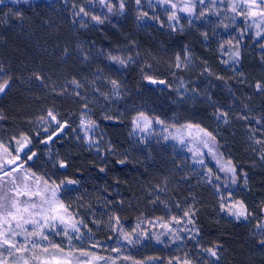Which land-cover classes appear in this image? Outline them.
Returning <instances> with one entry per match:
<instances>
[{"label": "trees", "instance_id": "obj_1", "mask_svg": "<svg viewBox=\"0 0 264 264\" xmlns=\"http://www.w3.org/2000/svg\"><path fill=\"white\" fill-rule=\"evenodd\" d=\"M48 3L6 4L37 10ZM101 5L106 20L95 26L61 14L48 23V41L35 28L48 55L21 41L0 52L9 63L5 79L11 78L0 96V140L26 136L29 169L53 171L66 184L62 198L83 225L80 242L106 241L112 231L134 255L170 245L189 264H264V50L218 45L220 35L232 34L230 21L216 38L213 21L158 35L131 20L123 27ZM127 48L131 54L122 57ZM175 58L192 66L176 68ZM48 110L58 123L44 136L34 127ZM140 113L211 133L226 169L235 172L134 138ZM241 204L246 218L234 215Z\"/></svg>", "mask_w": 264, "mask_h": 264}, {"label": "rangeland", "instance_id": "obj_2", "mask_svg": "<svg viewBox=\"0 0 264 264\" xmlns=\"http://www.w3.org/2000/svg\"><path fill=\"white\" fill-rule=\"evenodd\" d=\"M8 2H14V0H3V3H0V52L6 49L7 51L15 50L12 45L21 41L35 46L36 52L48 55V47L41 49L37 45L38 42L36 43L33 37L36 33L34 31L36 28L37 34L41 33L48 41L53 34L48 23L55 21L56 17L61 14H67L75 24H92L93 26L100 24L92 19L93 16L99 17L103 22L106 20L101 0H27V2H49L37 10L14 8L12 5H7ZM17 2H24V0H17ZM121 2L124 4L123 9L120 8ZM104 4L111 7V10L117 14L123 27H128V22L131 20L137 23L141 30L150 28L158 35L159 33L175 34L190 30L195 24L207 26L204 22L213 21L217 23L214 24L216 28H213V35L216 38L215 34L220 29L221 23L230 21L236 26L228 37L220 35L219 41L217 40L218 45L222 47L229 45L230 42H236L238 46H246L256 51L264 50V15H261L264 13V4H261L260 0H256L255 6L251 5L250 0H203V2L201 0H140L139 4L136 0H106ZM185 6L191 7L193 11L191 13L182 11ZM81 8L84 12L80 11ZM253 12L256 15H252ZM170 16L175 18L170 20ZM234 47H236L235 44ZM101 49L114 53L110 50L106 51L103 47ZM129 49L121 51L122 57L124 53H130ZM77 51L82 52V49H77ZM3 58L0 53V78L5 79L9 71V63ZM184 59L181 61L175 58L172 64L176 68L178 65L180 67L192 66V63L186 60L187 58ZM49 83L51 81L47 82ZM49 111L51 110L46 111L34 127V131H40L44 136H49L58 123L55 113L51 111L56 118L53 120L48 115ZM140 114L133 119L134 138L146 139L153 144H167L178 152L184 153V156L192 162L202 163L205 158H209L221 169H226V165L218 154L214 139L205 135L208 132L201 127L169 125L160 123L158 119L146 113H143V117ZM90 134H92L91 130ZM18 140L17 138L0 140V145H3L0 147V165H3V171H0V196H6V202L9 204L13 200L19 202L21 207L35 203L38 207L31 211L39 212L42 199L41 196L33 195V193L40 192L42 196L50 198L51 191L56 190L57 200L64 205V209L57 213H46V215L49 217L62 216L63 222L59 219H49L43 229L36 228L33 224L17 228L16 221L9 218L8 223L0 224V232L4 233V236H0V264H57V261L66 262V264H185L186 260L182 252L170 245H166L163 252L145 247L139 255H134L125 246L122 235L114 239L115 235L111 233L112 231L106 241L89 236L88 239L80 242L83 225L79 222L76 213L68 208L62 198L66 184L57 181L53 171L41 175L30 170L29 162L23 155L30 142L17 152ZM205 142L208 147H205ZM4 148L8 149L7 153ZM8 160H15V163L8 164ZM25 191L27 194H24ZM43 207L47 208L48 205H43ZM23 215L29 219H41L38 215L29 216L28 213ZM102 219L107 221L106 223L111 228H115L113 216L105 214ZM33 230L42 231L47 238L29 235ZM13 233L16 234L13 235ZM5 238L10 243H15L16 247L12 248L9 244H3Z\"/></svg>", "mask_w": 264, "mask_h": 264}, {"label": "snow or ice", "instance_id": "obj_3", "mask_svg": "<svg viewBox=\"0 0 264 264\" xmlns=\"http://www.w3.org/2000/svg\"><path fill=\"white\" fill-rule=\"evenodd\" d=\"M14 2H17V0H14ZM25 3H27V0H24ZM105 0H101V3H104ZM137 4H139L140 0H136ZM201 2H203V0H201ZM0 3H3V0H0ZM251 5H256V0H250ZM261 4H264V0H260ZM173 7H176V5H172ZM124 4L123 2L120 3V8L123 9ZM81 12H84V9L81 8L80 9ZM109 11H111V7H109ZM182 11H187L189 13H191L193 11V9L191 7H187L185 6V8L182 9ZM85 15H87V13H85ZM146 15V14H145ZM252 15H256L255 12L252 13ZM261 15H264V13H261ZM174 16H170L169 19H174ZM93 20H96L99 23H103V20H101L99 17L97 16H93L92 17ZM113 60H119L120 64H124L125 62L123 60H120L118 57H112ZM179 66V65H178ZM39 78V77H38ZM2 79V78H0ZM147 79L151 80V77H147ZM10 81L11 78L9 77L8 79H2V82H0V95L5 94L6 91L10 88ZM152 83H156L155 80H152ZM160 83H164L163 81H160ZM113 84H115V81H113ZM259 85H257V88L259 89ZM48 115L55 120V116L52 114L51 111H49ZM141 117H143V113L140 114ZM146 119V118H145ZM134 123H136L134 121ZM203 131V130H201ZM205 135H207L208 137L214 139V137H212L211 133H205ZM30 141H28V138L26 136H22L21 140L17 141V144L19 145V147L17 148V152L21 151L25 145L27 143H29ZM0 147H3V145H0ZM205 147H208L207 143L205 142ZM4 151L7 153L8 149L4 148ZM209 151L211 152L212 149L210 148ZM33 155H35L33 153ZM19 157H17L18 159ZM32 157L29 156L28 159H31ZM8 164H14L15 160H8L7 161ZM231 164V162H229V165ZM65 165L63 164V162H61V167H64ZM224 170V169H222ZM227 171L229 172H235V168L232 166H229L227 169ZM0 171H3V165H0ZM10 174V173H7ZM69 184H74L76 183V181H68ZM45 184H47V181H45ZM19 192V190H17ZM45 191H47V189H45ZM24 194H27V192L25 191ZM33 195L36 196H41L42 199V204L39 206L40 211L39 212H33L31 211L32 209H36L38 206L35 203L32 204H27L24 207H21L19 202L13 200L11 201V203H7V197L6 196H0V224L2 223H8L9 218H11V220H15L16 221V227L17 228H22L23 225L26 224H33L35 225L36 228L39 229H43L44 225L48 222L49 219L51 220H57L59 219L61 222H63V217L62 216H58V215H52V216H48L46 215V213H57L59 212L61 209H64V205L61 204L58 200H57V195H56V190H52L51 191V197H46V196H42L40 192H36L33 193ZM43 205H48L47 208H44ZM221 207H223V205H221ZM240 211L234 213V215L237 216V218L241 217V216H245L246 218V211L243 209V205H240ZM66 210V209H65ZM24 213H28L29 216H40L41 219L37 220V219H29L26 218L23 214ZM185 215L187 216L188 213L186 212ZM21 221L23 223H21ZM43 221V223H42ZM73 227H75V225H73ZM25 231H27V229H25ZM16 233H13V235H15ZM29 235H37V236H41L42 238L46 239L47 237L43 235L42 231H35L33 230V232H30ZM0 236H4V233L0 232ZM3 244H9L10 247L15 248L16 245L15 243H10V241L5 238L3 239ZM261 244H264V241H261ZM207 251H209L211 253L212 256H216V252L208 249ZM57 264H66V262H62V261H57ZM185 264H189V262H185Z\"/></svg>", "mask_w": 264, "mask_h": 264}, {"label": "flooded vegetation", "instance_id": "obj_4", "mask_svg": "<svg viewBox=\"0 0 264 264\" xmlns=\"http://www.w3.org/2000/svg\"><path fill=\"white\" fill-rule=\"evenodd\" d=\"M106 1V0H105Z\"/></svg>", "mask_w": 264, "mask_h": 264}]
</instances>
